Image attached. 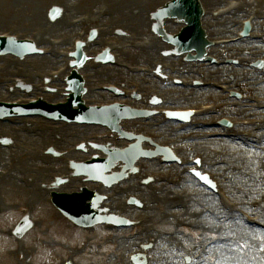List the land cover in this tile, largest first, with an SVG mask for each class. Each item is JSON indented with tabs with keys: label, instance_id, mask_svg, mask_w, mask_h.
<instances>
[{
	"label": "rangeland",
	"instance_id": "1",
	"mask_svg": "<svg viewBox=\"0 0 264 264\" xmlns=\"http://www.w3.org/2000/svg\"><path fill=\"white\" fill-rule=\"evenodd\" d=\"M1 3L2 1H6V0H0ZM23 1V0H20ZM37 2L36 7L41 10V13L44 14L45 13V9L48 6L49 3L51 2H58L61 3V0H35ZM75 1V0H73ZM9 3L14 4V2L12 0H9ZM39 3V4H38ZM52 5V4H49ZM60 5V4H59ZM208 7L210 6V8L214 9L215 7H217L215 4H207ZM2 6L3 3L0 4V21L1 23L3 22V26H1L2 28H0V31H5L8 26H22L24 25V22L20 21L18 19V17H16L17 20L11 21V22H4L3 20L6 19L3 16V12H4V8L2 11ZM94 7V6H92ZM6 9L10 12L13 13L12 10V6H7ZM59 10L61 9L60 7L58 8ZM15 11V10H14ZM83 11H87L84 7H82L77 13L80 14ZM21 12H23L22 10H19L17 12H14L16 15H18L19 17L21 16ZM88 15V13H87ZM74 17L79 16L77 14L72 15ZM66 19V18H65ZM39 23L35 24V25H29L27 27V31H31V29L33 27H41L40 25H38ZM234 31H231L227 34H225V37H229ZM63 34V33H62ZM60 33L55 32L53 35H51L52 37H59L60 35H62ZM217 35V34H216ZM224 36V35H223ZM222 35H217V38L223 37ZM114 38L116 40V43L118 45V40L116 39L115 36V32H113L112 34H110L109 36H107V40L108 38ZM116 45V46H117ZM157 56L161 55V53L156 54ZM2 63V61H0V64ZM22 67V65H21ZM241 73V71H240ZM101 81L107 82V83H112V80H108V79H101ZM6 89L7 92H9V88H2V90ZM42 95L44 96L45 94L43 92H41ZM56 93V91H55ZM259 94V93H258ZM7 96H3L0 95V99L3 100H13L16 97H9L7 98ZM57 99V97H56ZM52 100H55L52 99ZM46 101V100H45ZM48 101V100H47ZM210 100H205L204 102L207 103ZM200 104L202 103V101L200 102H196L195 104ZM194 104V105H195ZM184 105H191L190 104H185L183 102L180 103L179 106H184ZM227 110L229 109L227 106L225 107ZM224 116H231L234 119H237L238 117H235L234 115H232L229 112H222L220 113ZM244 117V116H242ZM12 123V121H11ZM56 124V123H55ZM41 124H34L31 120L30 122L28 120H20L16 123H13L11 125L8 124H3L1 125L2 127H5L3 131H1L0 128V134H3L4 136L0 137V140L5 139V140H10V141H14L15 143L13 146H11V150H12V154L14 151H16V149H18L16 146H18L19 144H22L23 146H28V147H32L37 149H47L48 147L52 146L53 142H58L59 147H56L55 150H60V151H65L66 149L70 148L71 145L75 142H77L79 139V137H75L71 136L74 135V133L70 134L66 139V141L63 142V140H56L54 138L53 135L50 134H43L44 128L40 127ZM58 125H52L51 127L53 128H57ZM132 128H136L134 129H128V130H134L133 132L136 133L138 131V125H132ZM21 130V131H18ZM68 130V129H67ZM70 130V129H69ZM25 131V132H24ZM48 131V130H47ZM71 132H74L71 129ZM95 131H90L89 134L95 133ZM56 133V132H54ZM58 133V132H57ZM84 134V133H82ZM82 136V135H81ZM72 138H74L73 140H71ZM166 139H170L169 136H166ZM204 143V142H201ZM11 145V142H10ZM9 145V147H10ZM16 147V148H14ZM203 147L205 148V151H207L209 148L210 149H214L216 150V146L215 144L210 142L208 144H205ZM0 148L3 151L7 150V146H2L0 145ZM31 148V149H32ZM73 148V147H72ZM202 150L200 149H193V150H185L182 157L184 158H189L192 157L194 154H200ZM5 154H7V156L4 157V163H2V165H0V172L3 168L6 167V163L10 164V166L8 167L9 171L11 172L13 170V168L16 167V165L19 166V168H22L23 166L27 167V173H24L23 171H17L12 177L11 180L14 182V184H16V186L20 189V190H14L11 188H6V186H4L2 189H0V247L2 248V251H0V264H19V262H17L19 260V258L16 261H11L10 260V255L13 254L14 250L16 247L18 248H22V249H30L32 251V257L30 259V262L28 264H48L49 262H51L52 258H58L61 257L67 253L70 252V250L75 249L76 247L79 248H86L85 249V254L79 258H77V262L79 264H113L112 259L113 257L116 256H120L123 254H126L127 251H131L132 247H125L123 249H118L116 247V244L113 239L114 237H123L126 240H128L129 242L133 243V241L129 240V237L132 236V234H136L137 230H135L134 232L132 231H123V232H119V233H114V232H108L103 228H95L92 231H88V232H80L76 229H74L73 227H71L65 220H63L62 218H60L56 212V210L54 211L52 208V211L55 212V217L52 218H47L46 215L43 212V208L45 207V205L47 204V207L49 206L48 201H47V195L49 193V190H46L47 188L42 184V181H37L34 183V180L32 182V176L36 175L33 172V170H36V168L38 167V165H35V162H30V161H26L28 160L26 156H31L26 154V151H20V149H18L17 153L18 154L16 157L11 158V152L10 154L4 152ZM63 153V152H62ZM211 156V154H210ZM61 156H57L54 157V159H59ZM32 158V157H29ZM14 160V161H12ZM67 167V162H62L61 164H59L57 167L55 166H46L43 165L40 172H43L47 177L57 174L60 175L63 173L64 170H66ZM156 170H160L161 172H164L165 169L161 170V168H157ZM151 170H149L148 172H150ZM153 171V170H152ZM151 171V172H152ZM147 172V170L145 171ZM62 177L63 176H59ZM19 178L25 179L27 182H30L33 186V188L31 190H26L23 188V186L20 184L19 182ZM70 179V178H69ZM49 180V179H48ZM11 181V182H12ZM186 187L184 185H181L180 187L176 188V193L178 196H181L182 191L185 189ZM34 189H38V190H46L47 192L45 193V205L44 204H38L35 203V205H33V207L26 209L25 206H27V204L32 200L30 197H28L26 194L24 193H28V192H33ZM24 192V193H23ZM36 193V192H33ZM37 194V193H36ZM47 201V202H46ZM184 203V201H183ZM50 207V206H49ZM162 208V209H161ZM161 211L165 212L167 211L166 208H163L161 206ZM181 210V209H180ZM192 210H198L197 205L194 203L192 206ZM23 212V213H22ZM48 213V211H47ZM21 215H28V217L30 218L31 222H32V228L23 236L22 239L17 240V239H6V237H4V231H5V226L8 223H12L17 217L21 216ZM43 221V222H42ZM171 223L173 224V222L171 221ZM147 226H150V223L146 224ZM146 228V227H145ZM175 228L173 229H167L165 227H163L161 224L156 226L155 229L156 231H172L174 233L175 232ZM169 230V231H168ZM178 231H180V235L182 234V232L187 233L188 232H197L196 230L190 228V226L186 225V228L184 227H180L178 229ZM212 236V235H210ZM182 237V235H181ZM205 237H199L196 238L199 240H202ZM45 241L49 242L52 244L51 249H47L45 246Z\"/></svg>",
	"mask_w": 264,
	"mask_h": 264
},
{
	"label": "bare ground",
	"instance_id": "2",
	"mask_svg": "<svg viewBox=\"0 0 264 264\" xmlns=\"http://www.w3.org/2000/svg\"><path fill=\"white\" fill-rule=\"evenodd\" d=\"M12 1L14 2V4L9 3V0L2 1V3H3L2 11L4 8L3 16L6 18L3 20L4 22H8V21L11 22V21L17 20L16 17L20 18L24 22V27H28L29 25H32V24L36 23L37 21L43 22L42 20H40L42 18L41 10H39L36 7V4H34L33 0H23V1L12 0ZM63 1L65 4H60L63 12H65V13L77 12L71 8L70 3L68 4V1L67 2L65 0H63ZM2 3L0 1V4H2ZM136 3L137 4H131V3H128L127 0H120V4H118V6H120V7L122 6V8L119 11L120 15L118 16L119 13L117 14V16L111 14V16H110V19H112L111 22H117V21L125 22V26H127V24L129 22L136 23V24L138 23V26L142 29L141 31L147 33L148 32L147 31L148 26L150 24H152L151 20L148 17L147 11L150 9L152 11L153 9L156 8V0H137ZM92 5H96V4H92ZM7 6H12L13 13H10L6 9ZM19 10L23 11V12H21L20 17L14 13V12H17ZM242 14H243L242 11H238L234 15H232V19L229 17L223 19L222 21L219 22L217 29H215L214 31H216L217 34H222L223 32L221 31V28L226 27V26L228 27L230 22L234 21L235 18H238ZM62 23H63V21L59 19V20H56L53 24H51L52 26H49V27L51 29H54L55 32H57L56 31L57 29L64 30V25ZM164 23H167V21H165ZM53 25H54V28H53ZM1 26H2V23L0 21V28H1ZM134 26L136 27L137 25H134ZM20 27H22V26H20ZM61 30H58V31L62 32ZM150 42H153V41L150 40ZM154 48H157V45ZM143 52H145V51L143 50ZM150 55L151 54H147L146 59H148L150 57ZM48 63H52L51 58H32V60L28 61L25 65L26 69L24 70V75L28 76V69H32V67H41L42 69L51 68L52 66H50V64H48ZM86 69H87V67H86ZM232 69L233 68H231V70ZM195 72L200 74V75H204V73L199 71V70H196ZM219 72H224V68L219 69V70H215L212 73L211 72L208 73L207 77L215 78V75ZM88 73H89V76L91 75L95 79H98L102 76L106 77L107 74H114L117 76L116 79H119V81L120 80L124 81L123 72L118 70V69H114V68H110V67H106L105 69H102V71H100V72L98 71V73L97 72H89V71H88ZM29 78L33 79L32 76H29ZM196 91H199L198 95L208 94V95H211V97H208V98H214L216 100L221 97V96H219V94L217 92H215L213 90H207V91L196 90ZM258 91L260 93H264V87H263V89L262 88L258 89ZM196 94H197V92H196ZM97 95H98V97H104L105 96L104 94H97ZM196 97H197V95L193 98H196ZM164 100H166L168 102H174V100H179V96L172 98L171 96L167 95L164 98ZM64 130H65L64 128L61 129L59 133H50V132L44 130L43 134H45V135L50 134V135H53L57 139H59V138L61 139ZM262 130H264L263 127H262ZM168 131H169V129L166 128V129H164L163 133L168 132ZM262 134H264V133H262ZM1 136H4V135L0 134V137ZM213 144H215V146L218 147L217 149L220 150V152L223 155L226 154L227 150L230 151V149H231V145L226 143V142L219 141V143H218L216 141H213ZM190 148L197 149L196 146H190ZM4 152H6L8 154L10 153L8 150L3 151L0 149V165L2 163L4 164V161H3L4 157L7 156V154H5ZM246 154L243 156V158H234V157L229 156L228 160H230L231 162H234V163L238 162V164L240 166H242L243 168H246V169L253 171V177L250 180L245 181V180H240L239 176L237 174H234V175L231 174V175L234 177L235 181H240L243 185L247 186L249 189H255V188L258 189V187L260 186V179H259V175H258L259 170L257 169L256 163H255L256 162V155L253 152H248V154L247 155ZM27 159L28 160H26V161H30L31 163L35 162L36 163L35 165L39 164V167H42L43 165H46V166H52L53 165V166L57 167L59 164L64 162V158H62V157H60L59 159H57V158L54 159L52 157H32V158L28 157ZM210 159L211 158L209 156H206L205 161H208ZM20 170L23 172H26L24 170V167L20 168ZM177 178L179 179L180 177L178 176ZM11 181H12L11 179L3 181L0 188L6 186V188H11L14 190H20L16 186V184H14V182L13 181L11 182ZM37 181H42L43 183H45V186L50 185L48 178L46 177V175L43 172H40L36 177H34V183ZM71 182H73V179L68 180V182H67L68 187H70ZM120 185L124 186L126 184H125V182H122V183H119L117 186L110 189V190H112V193H114V194L118 193V197L121 194V192L124 190V188L122 186L120 187ZM186 186L190 187V189H191V186L188 182H187ZM64 187H62L59 190L64 191V190H62V189H64ZM128 187L129 188H127V189H131L132 191L134 190L133 186L128 185ZM157 190L158 191H156V192L154 191V192H150L149 194L144 195L146 198L144 200L146 203V205H144V207L146 206L148 209H150L149 214H146V216L148 218H150V223L152 222L153 225L157 226V224L164 222L165 225L169 226L170 222H168L166 220V215L164 214L163 211H161L159 209V206H162V207L166 206V204L168 202H170V201L175 202V200L178 201L175 203H181L183 201V199L181 197L177 196L176 190L173 188L163 186L162 188L157 189ZM191 190H193V191H190L191 194H189V198L193 202H195L196 200L200 201V203L206 202V199H207L206 195L207 194L205 193V191L203 189L192 188ZM185 191H187V190H185ZM33 192H36L37 194L33 193ZM33 192H28V193L23 192V193L26 194L27 196L35 199L36 203H38L39 205L40 204L45 205L46 190L41 191L38 189H34ZM197 192H199V194ZM187 193H189V192H187ZM207 201H208L207 203L211 202L210 199H207ZM114 202H115L114 203L115 210L117 211L122 205H119L118 200H115ZM153 203L157 204L156 207L150 206ZM171 205H169V206H171ZM102 206H100V208ZM122 207L125 210L134 209V208H130V207H124V206H122ZM47 211H48V213H47ZM43 212L47 218L55 217V215L50 210H48L46 208V205L43 208ZM186 214H187V212H184L183 216ZM186 216H188V215H186ZM231 223H232V227L226 228V229H227V231H229L230 235L232 232L236 234L238 242H241L243 247L247 246L244 244L245 241H248L249 245L252 246V240H254V239H256V241L259 243H264V233L256 232V231H252L248 228H244L235 222H231ZM202 224H206V223H202ZM211 225H212L211 230L213 232L214 226L216 225V222L214 220H212ZM155 234L156 235H147V234L143 235L140 233L139 238H142V239L150 238V239H152V241H155L158 238V234L157 233H155ZM175 239H176L175 237H171V240L162 239V241L164 243L168 242V244L164 248V251H163L164 255L162 256L161 254H159L158 259L155 260V264H166L167 259L170 257H172L174 264L180 263L178 254L173 250L177 245V243L174 241ZM115 242L117 243L118 249H122V248L130 246L129 243L124 238H119ZM253 242H255V241H253ZM45 246L49 250V249H51L52 244L45 241ZM216 251L222 255L223 260H222L221 264H249V262H247L243 258L242 254L239 253V251L238 252H231L233 255L232 257H230V255L228 253L230 251L227 249H216ZM168 254L170 256H168ZM254 258H255V253H254ZM255 261H256V263L264 264L262 262H258L257 260H255Z\"/></svg>",
	"mask_w": 264,
	"mask_h": 264
},
{
	"label": "snow or ice",
	"instance_id": "3",
	"mask_svg": "<svg viewBox=\"0 0 264 264\" xmlns=\"http://www.w3.org/2000/svg\"><path fill=\"white\" fill-rule=\"evenodd\" d=\"M195 175H196V176H200V173H199V172H196ZM205 179H206V178H205Z\"/></svg>",
	"mask_w": 264,
	"mask_h": 264
}]
</instances>
